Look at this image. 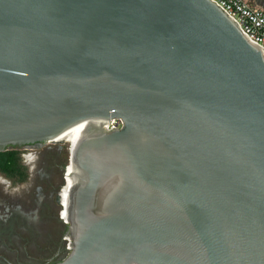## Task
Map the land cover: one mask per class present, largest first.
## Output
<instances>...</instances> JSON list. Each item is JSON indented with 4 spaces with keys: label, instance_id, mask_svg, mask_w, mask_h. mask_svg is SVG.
I'll list each match as a JSON object with an SVG mask.
<instances>
[{
    "label": "water",
    "instance_id": "obj_1",
    "mask_svg": "<svg viewBox=\"0 0 264 264\" xmlns=\"http://www.w3.org/2000/svg\"><path fill=\"white\" fill-rule=\"evenodd\" d=\"M263 51L211 0H0V151L76 140L55 264H264Z\"/></svg>",
    "mask_w": 264,
    "mask_h": 264
},
{
    "label": "flooded vegetation",
    "instance_id": "obj_2",
    "mask_svg": "<svg viewBox=\"0 0 264 264\" xmlns=\"http://www.w3.org/2000/svg\"><path fill=\"white\" fill-rule=\"evenodd\" d=\"M66 161L62 142L0 151V264H55L70 254Z\"/></svg>",
    "mask_w": 264,
    "mask_h": 264
},
{
    "label": "built area",
    "instance_id": "obj_3",
    "mask_svg": "<svg viewBox=\"0 0 264 264\" xmlns=\"http://www.w3.org/2000/svg\"><path fill=\"white\" fill-rule=\"evenodd\" d=\"M231 17L247 38L264 50V7L249 0H211ZM264 54V51H263ZM123 126L121 118H111L107 129H119ZM66 173V172H65ZM67 174H65L66 177ZM63 205V204H62ZM63 213V211H62ZM70 247V242H69Z\"/></svg>",
    "mask_w": 264,
    "mask_h": 264
},
{
    "label": "rangeland",
    "instance_id": "obj_4",
    "mask_svg": "<svg viewBox=\"0 0 264 264\" xmlns=\"http://www.w3.org/2000/svg\"><path fill=\"white\" fill-rule=\"evenodd\" d=\"M257 3V2H256ZM259 5V4H258ZM262 6V5H261ZM264 7V6H263ZM63 144V146H64V148H65V150H66V152H67V161H66V163H65V168L67 167V165L70 163V161H68V159H69V155H70V148H69V143L67 142V143H62ZM72 166V165H71ZM69 179H70V175H69Z\"/></svg>",
    "mask_w": 264,
    "mask_h": 264
},
{
    "label": "bare ground",
    "instance_id": "obj_5",
    "mask_svg": "<svg viewBox=\"0 0 264 264\" xmlns=\"http://www.w3.org/2000/svg\"><path fill=\"white\" fill-rule=\"evenodd\" d=\"M69 143V148H70V151H71V148H73L74 147V145H75V143H76V140H72V141H69L68 142ZM70 164V163H69ZM69 164L67 165V167H66V171H67V168L69 167ZM68 172V171H67ZM71 182H70V179H69V189H70V187H71Z\"/></svg>",
    "mask_w": 264,
    "mask_h": 264
},
{
    "label": "trees",
    "instance_id": "obj_6",
    "mask_svg": "<svg viewBox=\"0 0 264 264\" xmlns=\"http://www.w3.org/2000/svg\"><path fill=\"white\" fill-rule=\"evenodd\" d=\"M251 3H254V4H257L256 2V0H249Z\"/></svg>",
    "mask_w": 264,
    "mask_h": 264
}]
</instances>
